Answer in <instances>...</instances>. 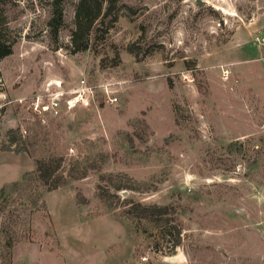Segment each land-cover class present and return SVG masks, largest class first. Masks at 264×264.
<instances>
[{
	"label": "rangeland",
	"instance_id": "374dc122",
	"mask_svg": "<svg viewBox=\"0 0 264 264\" xmlns=\"http://www.w3.org/2000/svg\"><path fill=\"white\" fill-rule=\"evenodd\" d=\"M52 1L0 0L2 264H264V0H117L79 50L78 0L56 37ZM84 75L119 80V101L41 119L18 100ZM55 156L63 183L25 187ZM126 199L171 205L181 243Z\"/></svg>",
	"mask_w": 264,
	"mask_h": 264
},
{
	"label": "trees",
	"instance_id": "16d2710c",
	"mask_svg": "<svg viewBox=\"0 0 264 264\" xmlns=\"http://www.w3.org/2000/svg\"><path fill=\"white\" fill-rule=\"evenodd\" d=\"M117 0H78L75 7V27L71 32V45L74 50L84 49L88 46L90 33H96L99 29L106 32L108 28L118 19L120 5L115 7ZM122 5V4H121ZM53 13L49 20L51 32L54 37L57 35L58 26L62 21L61 0H53ZM110 13L106 25L105 18ZM133 44L128 46L129 51L136 52L132 48ZM12 51V43L2 39L0 33V57L9 54ZM21 133L19 126L7 130L10 143L16 140V134ZM62 157L55 156L48 159L36 158L34 168L25 170L22 173V179L26 181L25 187H30L32 182H41L48 184L49 188L59 186L65 180V174L59 172ZM69 175H77L73 168L67 171ZM123 187L122 184H116V188ZM126 187V186H125ZM99 195L106 198L104 191H99ZM126 197V196H125ZM124 197V198H125ZM130 205L127 211L131 216L146 217L159 225H168L174 229L175 238L170 245L175 247L181 243V227L173 217L171 205L157 203H142L126 199ZM110 201V200H109Z\"/></svg>",
	"mask_w": 264,
	"mask_h": 264
},
{
	"label": "built area",
	"instance_id": "2783aa9c",
	"mask_svg": "<svg viewBox=\"0 0 264 264\" xmlns=\"http://www.w3.org/2000/svg\"><path fill=\"white\" fill-rule=\"evenodd\" d=\"M118 83L119 80L114 78L93 79L84 75L65 85L63 80L53 78L46 80L37 90L19 97L18 100H25L24 103L31 112L41 119L46 115L57 117L78 107L98 110L105 104H116L119 101ZM21 131L25 129L21 128ZM147 261L148 256L142 254L132 264H147Z\"/></svg>",
	"mask_w": 264,
	"mask_h": 264
},
{
	"label": "crops",
	"instance_id": "0c3cea01",
	"mask_svg": "<svg viewBox=\"0 0 264 264\" xmlns=\"http://www.w3.org/2000/svg\"><path fill=\"white\" fill-rule=\"evenodd\" d=\"M9 182V181H8ZM8 182H6V183H3L2 185H6ZM1 185V186H2ZM0 264H2V258H1V256H0Z\"/></svg>",
	"mask_w": 264,
	"mask_h": 264
}]
</instances>
